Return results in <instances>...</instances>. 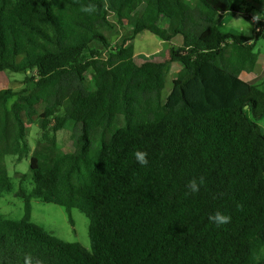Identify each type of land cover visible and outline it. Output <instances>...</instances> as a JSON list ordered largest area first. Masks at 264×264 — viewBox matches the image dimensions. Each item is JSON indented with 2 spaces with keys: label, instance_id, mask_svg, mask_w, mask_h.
Listing matches in <instances>:
<instances>
[{
  "label": "trees",
  "instance_id": "1",
  "mask_svg": "<svg viewBox=\"0 0 264 264\" xmlns=\"http://www.w3.org/2000/svg\"><path fill=\"white\" fill-rule=\"evenodd\" d=\"M89 4L93 13L81 11ZM257 9L247 0H0V73L26 78L20 90L0 89V196L14 186L7 155L30 157L34 184L16 191L23 217L0 218V264L26 254L44 264H264V81L241 77L257 61L264 20L250 36L220 27ZM124 28L133 35L110 47ZM143 31L183 42L137 63L129 43ZM173 62L182 68L164 98ZM67 124L77 130L69 152L58 146ZM34 198L85 213L90 249L34 222ZM217 211L230 222H211Z\"/></svg>",
  "mask_w": 264,
  "mask_h": 264
},
{
  "label": "rangeland",
  "instance_id": "2",
  "mask_svg": "<svg viewBox=\"0 0 264 264\" xmlns=\"http://www.w3.org/2000/svg\"><path fill=\"white\" fill-rule=\"evenodd\" d=\"M233 1L238 4H242L245 0ZM247 1L253 3L254 5L257 4L258 9L254 12H259L258 10L264 8V2L260 3V0ZM234 20L250 21L241 13L228 14L222 17V21L220 23L221 29L238 34H245L247 36L254 34L255 25H253L247 33H241L238 31L239 25L233 26ZM132 35V29H118L110 35V47L118 48L123 43L125 38H130ZM172 41L173 43H169L150 31H143L139 35L134 36L133 40L129 44L133 45L136 62L142 63L145 60H164L169 47L173 45H180L182 43V38L177 37ZM97 46L102 50L101 58L106 59L108 57L109 49H104L100 44ZM256 50L260 52L261 56H264L263 37L258 39ZM181 68L182 64L179 62H173L170 64L166 88L163 91L164 98L169 93L172 87V81L175 77H177ZM92 72V68H89L86 71V78L90 84H92ZM25 79V73L11 71L2 72L0 73V89L11 88L13 90H20L25 87ZM42 108L43 106L40 108V112L42 111ZM250 117L255 119L251 112ZM256 121L264 130V117L256 119ZM76 131L77 130L73 126L67 124L58 132V146L63 151L69 152L74 150L73 139ZM39 136L40 128L38 123H28V140L32 150L35 148ZM5 162L8 166L14 186L11 191L1 192L0 216L2 217L0 218L20 219L24 215L25 202L22 197L16 196V191L22 187L29 192L34 186L30 174V157L26 156L19 161L16 156L7 155L5 157ZM23 174L28 175L25 180H22ZM70 218L73 219L74 224L71 223ZM32 220L43 226L45 229L52 231L56 236L63 240L79 242L89 249L91 247L89 237V218L78 208H73L69 213L63 206L34 198L32 200Z\"/></svg>",
  "mask_w": 264,
  "mask_h": 264
},
{
  "label": "clouds",
  "instance_id": "3",
  "mask_svg": "<svg viewBox=\"0 0 264 264\" xmlns=\"http://www.w3.org/2000/svg\"><path fill=\"white\" fill-rule=\"evenodd\" d=\"M81 11L91 14L95 11V6L91 4L87 6H81ZM261 20H264V10H261L260 12H253L250 21L234 20L233 26L239 25L238 31H240L241 33H247L254 24L259 23ZM134 156L137 163H139L141 166H146L148 164V153L146 151L137 150L134 153ZM204 184L205 178L203 176L199 177L198 179L193 178L187 185L188 193H198L201 186H203ZM238 208H242V205H238ZM209 220L211 222H214L217 226H221L228 224L231 220V217L217 211L213 215L209 216ZM24 264H44V261L39 257H33L31 254H26L24 256Z\"/></svg>",
  "mask_w": 264,
  "mask_h": 264
},
{
  "label": "crops",
  "instance_id": "4",
  "mask_svg": "<svg viewBox=\"0 0 264 264\" xmlns=\"http://www.w3.org/2000/svg\"><path fill=\"white\" fill-rule=\"evenodd\" d=\"M257 6V4H256ZM255 25V24H254ZM221 27V26H220ZM224 31V30H223ZM142 33V32H141ZM139 35V34H138ZM245 35V34H243ZM250 36V35H249ZM177 37H180L182 38V42H183V37L181 35H178L176 37H174L173 39L177 38ZM172 39V40H173ZM170 41L169 43H173V41ZM168 42V41H167ZM182 44V43H181ZM180 44V45H181ZM180 45H177V46H180ZM257 46V44H256ZM171 47V46H170ZM169 47V48H170ZM168 51V50H167ZM255 52L256 54H258V58H257V61L254 65V67L251 69V70H244L241 74V77L247 81V82H250V83H253V84H260L261 82L264 81V56H261L260 55V52L256 50V47H255ZM167 56V55H166ZM165 56V57H166ZM159 61V60H157ZM263 118V117H262ZM261 119V118H260Z\"/></svg>",
  "mask_w": 264,
  "mask_h": 264
}]
</instances>
